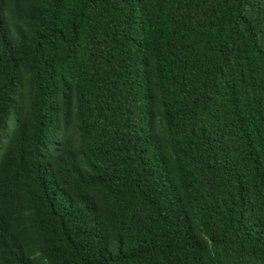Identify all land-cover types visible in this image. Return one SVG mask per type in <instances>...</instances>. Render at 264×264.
Returning a JSON list of instances; mask_svg holds the SVG:
<instances>
[{
	"label": "trees",
	"instance_id": "obj_1",
	"mask_svg": "<svg viewBox=\"0 0 264 264\" xmlns=\"http://www.w3.org/2000/svg\"><path fill=\"white\" fill-rule=\"evenodd\" d=\"M0 264H264V0H0Z\"/></svg>",
	"mask_w": 264,
	"mask_h": 264
}]
</instances>
